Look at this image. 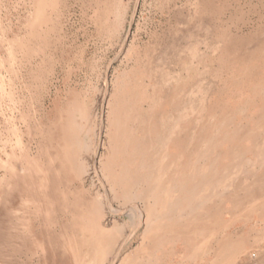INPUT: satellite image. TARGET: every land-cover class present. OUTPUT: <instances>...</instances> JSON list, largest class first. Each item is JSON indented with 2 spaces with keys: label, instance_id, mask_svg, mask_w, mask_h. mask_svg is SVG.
Returning <instances> with one entry per match:
<instances>
[{
  "label": "rangeland",
  "instance_id": "obj_1",
  "mask_svg": "<svg viewBox=\"0 0 264 264\" xmlns=\"http://www.w3.org/2000/svg\"><path fill=\"white\" fill-rule=\"evenodd\" d=\"M0 264H264V0H0Z\"/></svg>",
  "mask_w": 264,
  "mask_h": 264
},
{
  "label": "bare ground",
  "instance_id": "obj_2",
  "mask_svg": "<svg viewBox=\"0 0 264 264\" xmlns=\"http://www.w3.org/2000/svg\"><path fill=\"white\" fill-rule=\"evenodd\" d=\"M116 130H117V128H115L114 132H116V135H117V131ZM136 150H139V149H136ZM113 154H115V151L113 152ZM140 154L137 155V156H140ZM109 158H111V157H109ZM106 165H108V164H106ZM112 165H113V163H112ZM57 166H58L57 163L55 164L50 159H47L46 162H45V165L43 166V168L40 171V174H39L40 176H38L39 179L42 181L41 182L42 190L40 191L41 195L37 199V200H39V205H38L39 215L37 217H39V221H40V224H41L39 227H50V226L54 225V226L60 227V229L63 231V230H66V229H72V230L73 229H79V227L81 225L85 224V225L91 226L90 227L91 229L95 228V227L99 228V231H101V233H103V234L109 233L108 231L106 233V230L103 229V224L97 225L93 221V219H95L94 213L96 212L97 208L99 206H101L99 197H96V196L95 197L94 196L84 197L83 195H79V194H74V193L71 194L70 189H69L70 188V184L65 182L64 179L59 178V176H57V175H55L53 173V172H55V169H56ZM109 166H110V164H109ZM57 171H59V173L61 175L66 176V172L64 171V169L62 167H59V169L57 168ZM108 172H111V170L108 171ZM68 178H69V180H71V177H68ZM48 179L52 180L53 182L51 181V183L50 182L48 183L47 182ZM178 179H179V177H178ZM113 182L115 184H117V176L115 178H113ZM52 185H53V190H54V191L52 190L53 195L51 194L52 192H50L48 194L43 189L45 187L46 190L49 189L48 191H50V189H52L51 188ZM59 186H61L62 188H60ZM166 190H167V188H166ZM42 191H43V193H42ZM162 194H164V193H162ZM146 195H148V196H146L147 198H150V199L152 198L154 201L158 200L160 202V200H161V198H160L161 194L160 193H156V191H155V193H150V194L148 193ZM28 196H30V194ZM167 197H168V195L165 196V198H166L165 200L166 201H167ZM28 199H29L30 203L34 204L33 202H31V201H34V199H32V198H28ZM24 207L25 206H22V209H25ZM159 207H161L160 210L162 212H164V213L168 212V210L164 211L165 208L162 207L161 205ZM147 213H149V214L152 213V206L148 207V212ZM33 216H34V214H33ZM60 217H67L66 218L67 221H62L60 219ZM44 233H45L44 231H40V236L39 237L43 238V234ZM45 235H46V233H45ZM55 236H57V235H55ZM40 238H38V239H40ZM59 239L61 240L62 243H64V241H65V240H63V239H65L64 236H60V237L57 236L56 238L53 239V241L54 242H60Z\"/></svg>",
  "mask_w": 264,
  "mask_h": 264
}]
</instances>
